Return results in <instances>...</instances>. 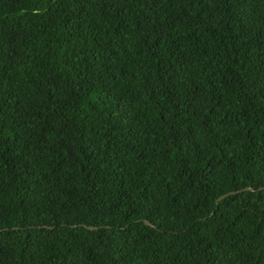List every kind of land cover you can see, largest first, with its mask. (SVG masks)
I'll return each instance as SVG.
<instances>
[{"label": "trees", "instance_id": "1", "mask_svg": "<svg viewBox=\"0 0 264 264\" xmlns=\"http://www.w3.org/2000/svg\"><path fill=\"white\" fill-rule=\"evenodd\" d=\"M0 264H264V0H0Z\"/></svg>", "mask_w": 264, "mask_h": 264}, {"label": "water", "instance_id": "2", "mask_svg": "<svg viewBox=\"0 0 264 264\" xmlns=\"http://www.w3.org/2000/svg\"><path fill=\"white\" fill-rule=\"evenodd\" d=\"M243 189H251V188L247 187V188H243ZM238 191H239V190L231 191V192H228V193L222 194V195H220V196L217 197V199H216L215 202H217L218 199L224 197V196L227 195V194L234 193V192H238ZM142 222H143L144 224H146V225L153 226V225L150 223V221H148L147 219H143Z\"/></svg>", "mask_w": 264, "mask_h": 264}]
</instances>
